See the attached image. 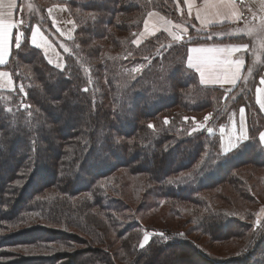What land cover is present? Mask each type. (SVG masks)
Masks as SVG:
<instances>
[{
    "label": "trees",
    "instance_id": "trees-1",
    "mask_svg": "<svg viewBox=\"0 0 264 264\" xmlns=\"http://www.w3.org/2000/svg\"><path fill=\"white\" fill-rule=\"evenodd\" d=\"M176 2L67 0L76 28L62 69L31 45L34 21L23 28L5 65L15 88L0 91V264H264V215L244 206L255 195L239 172H262L264 189L255 81L250 100L240 94L219 118L230 96L187 66L196 38L159 31L133 42L150 11L174 19ZM240 105L249 137L223 152L219 128ZM126 173L148 200L136 210L116 186ZM168 208L185 228L169 219L146 225L137 212L166 217ZM146 226L154 230L147 243ZM199 236L243 244L217 257Z\"/></svg>",
    "mask_w": 264,
    "mask_h": 264
},
{
    "label": "crops",
    "instance_id": "crops-1",
    "mask_svg": "<svg viewBox=\"0 0 264 264\" xmlns=\"http://www.w3.org/2000/svg\"><path fill=\"white\" fill-rule=\"evenodd\" d=\"M26 0H16V7L9 10L7 4L9 0H3L4 8L3 11H11V17L5 16L6 20L17 22V27L10 30V36L4 43L6 51L5 63L0 64V72H7L9 76L0 77V91H11L15 88V83L9 70L5 68L9 57L11 55L12 47L17 45L16 38L23 34V31L19 28V14L25 8ZM67 0H54L53 4L48 8V18L51 29L56 33V36L63 40V43L57 45L54 38L46 33L47 28L42 25L35 23L33 26L30 41L32 44V33L39 28V32L36 35V44L33 45L39 49L44 57L55 67H61L64 61L63 53L68 51L66 40L72 39L75 33V23L70 15V10L65 3ZM180 10L185 12L188 24L178 23L173 18L168 20L157 11H150L145 18L142 31L139 33L140 39L136 41L140 44L142 41L147 39L146 37L154 35L159 31L165 32L171 39L174 36H180L181 39H197L188 45L187 49V66L191 68L197 75L199 82L207 87L218 88L223 91L230 98L235 94L239 88L244 87V83L254 82L253 98L259 111L264 116V85L261 84V78L264 77V30L260 28V17L264 16V3L261 0H236L235 6H218L216 0H181ZM22 9V10H21ZM51 9V12H49ZM251 10V11H250ZM219 11L221 16H216L215 13ZM178 12V10H177ZM232 12H236L237 15L243 14L244 19H235L232 16ZM199 13L200 19H197ZM255 15L256 19L253 20ZM228 18L225 19L224 17ZM206 21H219L215 23H206ZM168 26V27H166ZM21 30V31H20ZM186 30V31H185ZM197 30L196 35L194 34ZM257 34H261L260 40L262 41V58L255 64L254 56L252 54V43L257 38ZM180 39V40H181ZM21 41V37H20ZM19 41V42H20ZM177 41V40H175ZM247 44V50L234 52L230 57L232 60L242 59L243 67L240 69L239 79L235 86L230 83H213L211 80L208 83H202L200 73L196 68L191 67L189 64V57H195L197 54L191 52L193 48L203 49H215L217 51L207 53L209 58L224 59V53L218 51L219 49H228L230 46ZM209 67H213L215 70L212 74V78H219L223 80L225 75V68L222 65H216L210 63ZM251 69V71H249ZM260 89V91H258ZM244 108V134L247 136L246 139H239L241 134L240 128V109ZM236 113L224 125L220 127V146L223 152H229L233 150L237 145L246 141L249 137V124L247 117V109L244 105L238 107ZM261 132H264L262 130ZM260 140V134H259ZM261 142V141H260ZM264 145V142H261Z\"/></svg>",
    "mask_w": 264,
    "mask_h": 264
},
{
    "label": "rangeland",
    "instance_id": "rangeland-1",
    "mask_svg": "<svg viewBox=\"0 0 264 264\" xmlns=\"http://www.w3.org/2000/svg\"><path fill=\"white\" fill-rule=\"evenodd\" d=\"M176 1H177L176 2V17H174V20L175 21H179L178 23H181V24H185V23L188 24L187 23V20L188 19L186 17L185 12H182L180 10V8H181L180 7V5H181L180 4V1L181 0H176ZM25 4H26L25 5V8L23 10L21 9L22 11L19 14V25H18L19 28L21 30H23V28H25L26 25H28L31 22V20H32V21H34V23H37L38 25H42V26H44V28H47L48 31L46 33L50 34L54 38L55 43L57 45L62 44L63 43V40H60L56 36V33L51 29V26L49 27L50 22H49V19H48L49 16L47 14L48 13L47 11H48V8L50 7V5H52V4H49L48 5L47 4V1H43V0H26L25 1ZM43 9L45 10L44 12H43ZM177 10H178V12H177ZM152 11H156V10H152ZM159 13L162 14L161 12H159ZM70 15H71V13H70ZM162 15L165 16V18H167L168 20H171V18L169 16H167L165 14H162ZM71 17H72V19H73V21L75 23V20H74V18H73L72 15H71ZM144 21H145V19H144ZM34 23L32 25V28H33V26L35 27ZM143 25H144V22H143ZM143 25H142V28L140 29V31L135 36V38L133 39V42L135 44H137L136 41L138 39H140V37L138 35L142 31ZM75 26H76V23H75ZM166 27H168V26H166ZM32 28H31V31H32ZM197 33H198L197 30H195L194 34H192V35L194 36ZM151 36H153V35H151ZM151 36H148L146 38H149ZM260 36H261V34H257V38L252 43V54H253L254 60L256 62L255 64H257L261 60V58H262V53L261 52H262V49H263V46H262L263 44H262V41L260 40ZM19 37H21V40H22L23 34L20 33ZM67 40L65 41L66 44H67V46H68V51L67 52L70 53V52H72L71 51L72 49H71V46L68 45ZM30 43H31V41H30ZM19 44H20V42H19ZM64 53H66V52H64ZM64 53H63V59H64ZM63 66H64V61H63L61 67H58V68L55 67V66L54 67L57 68V69H62ZM249 81L246 82V83H244V87L239 88V90L235 94H233L229 100L226 101L225 110L222 112L224 114V117H221V115H219V118H225L226 109H227L226 106H230V105L232 106L234 104V102H236L235 100L238 98L237 96H239L240 94L243 93L245 95V98L247 100H250V94L249 93L251 91L252 85H251V82H249ZM224 95L227 96L226 94H224ZM220 102H221V98H220ZM219 105H218V107H216V113L218 112V114H219V110L221 109V105H220V107H219ZM69 108L71 109L72 107H69ZM238 109L239 108H237V110ZM237 110H236V112H237ZM214 113H215V111H214ZM208 114L209 113H207V115ZM212 116H213V113H212ZM204 117H202V118L200 117V120L199 121L200 122L205 121L204 120ZM229 118H231V117L230 116L227 117L226 120L228 121ZM249 171H250V168L249 167H247V168L246 167H241L239 169L240 174L245 178V181H247V183H245L246 188H252V193L255 195L254 203L248 202L244 206L245 207H248V208H255V207H257L259 205L260 208H259V211L257 213V220H261V218L264 215V204H262V203H264V189L261 187V184L259 182L260 179H261V177H259L260 175H258V174H262V172H260V171L257 172L256 171L257 173L254 174V175H252V174H250ZM135 179H134V177H132V176H130L129 174L126 173L123 176V179L121 180V182L118 183V180H117V184H116V186H119L120 188L123 185V190L124 191H123L122 198L124 200H126L129 203V205L133 207V209H135V207H137L138 204H140L142 202L148 201L144 197V195L142 194V191L140 189H136V190L134 189L133 185L135 183ZM223 188H224V192L223 193L229 194V195L231 194L232 196H235L232 193L231 188H229L227 186H225ZM208 192L210 193V191H208ZM217 202L219 204H221V205L223 204V202L220 201V200H217ZM218 203H215V204H218ZM223 205H224V207H229V208H235L236 207L234 204L233 205L232 204L231 205L228 204V206H225V204H223ZM180 206L182 208L183 205L180 204ZM180 206H178V207H180ZM184 206L187 207L186 205H184ZM161 211L160 210L158 211V209H157V210H153L151 212H143V213H141L139 211H137V212H138L139 218L141 219V221H142L143 224H146V225L151 224V223H157V224H159V223H162L163 222V219H169V225L170 226L176 227V228H179V227L185 228V225H182V220H179V217H175V215H177V214H175L174 212H172L169 208H168V211L165 210L166 217L163 216V213ZM185 212L183 211V214L182 215L189 216L190 213L187 212V210H185ZM182 215L180 214L178 216H182ZM146 228L147 229H146L145 233H147L150 236L152 234L151 231H154V230L150 229L151 227H149V226H146ZM159 230H162V229H159ZM161 232L165 233V230L163 229ZM197 242H199V244L203 248L209 249V251L211 253L216 254L217 257H224V258L227 257V256H230L232 254L237 253L238 250L242 247V244H243V243H241L238 240L224 241V242H220V243H211V242L208 241V238L206 236H199V239H197ZM82 247H83L82 245L78 244L74 248H82ZM62 248H64L65 250H70L69 249L70 247H62ZM19 250H22V249H19ZM36 252L42 253L43 251H38L37 250ZM45 252H49L48 254L51 253V251H45ZM225 261H226V259H225Z\"/></svg>",
    "mask_w": 264,
    "mask_h": 264
},
{
    "label": "snow or ice",
    "instance_id": "snow-or-ice-1",
    "mask_svg": "<svg viewBox=\"0 0 264 264\" xmlns=\"http://www.w3.org/2000/svg\"><path fill=\"white\" fill-rule=\"evenodd\" d=\"M262 3H264V0H261ZM205 3H208V0H205ZM216 4L218 6H223V7H228V6H235L236 0H216ZM16 7V0H9L7 4V8L9 10L13 9ZM4 8V2L3 0H0V64L5 63V55L6 51L4 48V43L7 40V38L10 36V30L17 27V22H13L10 20H6L5 16L11 17L12 12L8 11L5 12L3 11ZM251 11V10H250ZM49 12H51V9H49ZM151 16L152 13H149ZM216 16H221V13L217 11L215 13ZM232 16L235 19H244L243 14L237 15L236 12H232ZM225 19L228 17L225 16ZM197 19H200L199 13L197 15ZM256 17L255 15L253 16V20H255ZM219 21H206V23H215ZM260 28L261 30H264V16L260 17ZM186 31V30H185ZM39 32V28H37L33 33H32V44H36V35ZM174 39L179 41L181 39L180 36H174ZM17 41V46H19V41L20 37L17 36L16 38ZM248 45L247 44H241V45H234L230 46L228 49H219L218 51L224 53L225 58L224 59H218V58H209L207 56V53L217 51L215 49H203V48H193L190 51L193 53H196L197 55L195 57H189V64L191 67L196 68V70L200 73L201 77V82L202 83H208L210 80L213 83H230L233 86L236 85L237 80L239 79V76L237 75L240 71V69L243 67V60L242 59H236L232 60L227 57H230L232 53L234 52H239L242 50H247ZM210 63H214L216 65H222L225 68V75L223 80L219 78H212V74L214 72L213 67H209ZM251 71V69H249ZM4 76H9V73L7 72H0V77ZM261 84L264 85V77L261 78ZM87 89H85L86 91ZM260 91V89H258ZM211 117V114L206 115L204 117L205 121H208ZM240 128H241V134L239 136V139H246L247 136L244 134V108L242 107L240 109ZM187 119V118H186ZM165 123H168L167 119L165 120ZM204 124H200L198 127L199 128H204ZM149 128H152L153 126L151 124L148 125ZM209 132L212 131L211 128L208 129ZM260 141L264 142V132L260 133ZM150 237L147 233H145L143 240L145 243L149 241ZM144 244H141V247H143Z\"/></svg>",
    "mask_w": 264,
    "mask_h": 264
}]
</instances>
